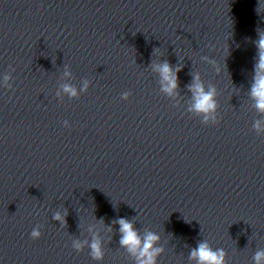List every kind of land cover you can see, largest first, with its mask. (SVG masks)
<instances>
[{
	"label": "clouds",
	"instance_id": "clouds-1",
	"mask_svg": "<svg viewBox=\"0 0 264 264\" xmlns=\"http://www.w3.org/2000/svg\"><path fill=\"white\" fill-rule=\"evenodd\" d=\"M259 47L262 50L261 56H260V63L258 65V68L261 70H264V38H262L259 41ZM160 71L164 75L165 79H169V74L171 72L170 66L165 63ZM170 85L172 88H175L176 81L175 79L170 80ZM66 91H72L69 88L65 89ZM196 94V104L195 108L198 111H204L207 112L214 108V102L212 100V92H204L202 87L200 85H196L195 89ZM253 96L257 98V107L261 110H264V75L257 76L256 83L253 86ZM121 226V232L123 233V237L121 240V243L123 245L129 246L131 250H135L137 246L140 245L141 241L136 233V231L133 230V226L131 223H129L126 220H120L119 221ZM33 235H37L36 233H33ZM157 239L156 236L149 234L144 241L142 253L148 254V260L145 262H142V264H153L152 262V255L149 252L153 241ZM93 249L97 255H99V250L97 245H93ZM222 253H216L213 252L206 244H200L198 249L194 250L192 252V257L198 259L199 264H222ZM261 258H264V253H257L256 259L259 264V261Z\"/></svg>",
	"mask_w": 264,
	"mask_h": 264
}]
</instances>
